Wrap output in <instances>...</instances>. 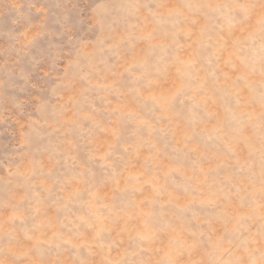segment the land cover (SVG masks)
Wrapping results in <instances>:
<instances>
[{
    "label": "rangeland",
    "instance_id": "374dc122",
    "mask_svg": "<svg viewBox=\"0 0 264 264\" xmlns=\"http://www.w3.org/2000/svg\"><path fill=\"white\" fill-rule=\"evenodd\" d=\"M0 264H264V0H0Z\"/></svg>",
    "mask_w": 264,
    "mask_h": 264
}]
</instances>
